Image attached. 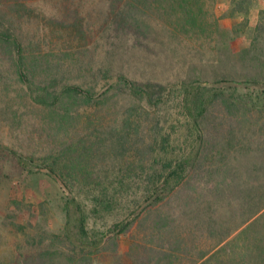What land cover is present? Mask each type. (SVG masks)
<instances>
[{"label":"rangeland","instance_id":"374dc122","mask_svg":"<svg viewBox=\"0 0 264 264\" xmlns=\"http://www.w3.org/2000/svg\"><path fill=\"white\" fill-rule=\"evenodd\" d=\"M1 1L0 5H5ZM124 1L142 6L130 7V17L125 20L116 19L110 0H25L28 9L22 11L24 15L4 10L10 12L5 18L12 20L25 40L26 54L33 63L35 59L39 79L53 81L57 77L61 83H85L94 74L104 83L117 80L115 74L125 73L133 79L164 84L197 81L216 87L224 81L231 86L227 93L235 96L250 94L256 87L247 82L264 80V0H195L194 13L180 6L178 0ZM77 16L85 35L74 33ZM13 58L14 54L0 47V144L4 147L0 149V264H25L26 259L46 252L54 253L50 257L53 261L70 264L67 258L75 251L62 237L67 222V194L43 165H35L34 171L23 169L17 154L35 156L42 163L70 136L88 140L99 134L107 139L111 131L121 128L133 99L120 93L98 111L83 104L73 109L71 119L62 122L55 112L61 109L59 106L47 107L33 101L16 74ZM47 65L52 68L45 69ZM100 68L112 69L114 78L105 79ZM255 119L261 120V116L257 114ZM141 122L137 138L142 144L148 141L151 124L148 118ZM241 127L248 129L249 125L244 122ZM227 145L229 149L238 146L235 140ZM127 146L126 152L113 146L101 166L106 169L113 161L120 165L121 159L133 164L147 161L148 152L138 151L143 145L132 149L131 142ZM210 161V165L214 163L221 169V175L238 179H243L248 166L254 163L242 155L233 165L227 152ZM133 170L125 173L142 174L141 170ZM105 172L119 170L110 168ZM220 179L217 174L214 182H196L191 190L175 192L168 201L153 206L152 216L177 219L181 226L191 228L197 222L198 208L209 206L215 199L209 188ZM135 189L138 196H144L141 188ZM229 200L224 194L218 204L227 207ZM112 222L96 219L91 224L104 230ZM258 228L264 230V216ZM57 235L61 236L59 240ZM196 238L186 239L192 253L185 257V264H199L202 251L198 249L207 248L205 239ZM130 243L129 236L123 239V252ZM119 254L100 252L96 264H133L126 254Z\"/></svg>","mask_w":264,"mask_h":264},{"label":"trees","instance_id":"16d2710c","mask_svg":"<svg viewBox=\"0 0 264 264\" xmlns=\"http://www.w3.org/2000/svg\"><path fill=\"white\" fill-rule=\"evenodd\" d=\"M1 2L5 5H0V47L11 56L14 54L12 64L16 74L34 102L59 106L61 109L54 111L63 122L71 119L73 109L83 104L98 111L120 93L133 99L121 128L111 131L107 139L99 134L88 140L70 136L42 163L35 156L17 154L23 169L34 171L35 165H43L67 194L64 205L67 222L62 237L75 251L67 258L70 264H96V256L107 250L126 254L133 264H185V257L192 253L186 247V239L194 235L196 240L205 239L207 245L198 249L202 251L199 264H264V230L258 228L264 216V80L247 82L256 87L250 94L235 96L227 93L231 86L223 84L224 81L216 87L197 81L164 84L133 79L125 73L115 74L117 80L104 83L94 74L86 84L61 83L57 77L53 81L39 79L35 59L33 63L26 54L25 40L12 20L8 22L5 18L10 15L5 8L24 15L27 0ZM177 2L195 12V0ZM129 3L110 0L116 19L129 18L130 7H142ZM79 19L75 18L73 26L77 36L84 34ZM50 68L51 65L45 67ZM99 72L105 73V79L114 78L112 69L100 68ZM257 114L261 120L255 119ZM142 118H148L151 125L148 141L141 144L137 131ZM244 122L248 123V129L241 127ZM233 140L238 146L229 149L227 144L232 145ZM131 142L132 149L144 146L138 151L148 152L147 161L141 159L133 164L121 159L120 165L113 161L106 169L101 166V160L113 146L126 152ZM0 149H4L1 144ZM225 152L233 165L242 155L254 160L243 179L221 175L220 168L214 163L210 165V158ZM110 168L119 172H105ZM133 169L141 170L142 174L125 173ZM217 174L221 179L209 188L215 199L209 206L198 208L197 222L191 228L181 226L177 219H154L153 206L168 201L175 192L193 189L196 182L205 185L214 182ZM135 188H141L144 196H138ZM224 194L230 198L227 207L218 204ZM96 219L113 222L100 230L91 224ZM139 231L141 235L137 236ZM127 236L131 243L123 252L122 241ZM56 238L59 240L61 236ZM53 254L46 252L26 259L25 264H59L50 258Z\"/></svg>","mask_w":264,"mask_h":264}]
</instances>
